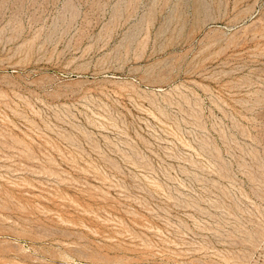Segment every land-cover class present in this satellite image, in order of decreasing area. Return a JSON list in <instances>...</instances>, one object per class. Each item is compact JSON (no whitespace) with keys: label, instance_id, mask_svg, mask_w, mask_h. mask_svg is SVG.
Masks as SVG:
<instances>
[{"label":"rangeland","instance_id":"obj_1","mask_svg":"<svg viewBox=\"0 0 264 264\" xmlns=\"http://www.w3.org/2000/svg\"><path fill=\"white\" fill-rule=\"evenodd\" d=\"M0 264H264V0H0Z\"/></svg>","mask_w":264,"mask_h":264},{"label":"bare ground","instance_id":"obj_2","mask_svg":"<svg viewBox=\"0 0 264 264\" xmlns=\"http://www.w3.org/2000/svg\"><path fill=\"white\" fill-rule=\"evenodd\" d=\"M237 25H238V24H237ZM237 25H236V26H237ZM219 28H220V27H219ZM225 29H226V28H225ZM231 31H232V30H231ZM225 32H226V31H225ZM240 32H241V31H240ZM237 33H238V32H237ZM237 33H236V34H237Z\"/></svg>","mask_w":264,"mask_h":264}]
</instances>
